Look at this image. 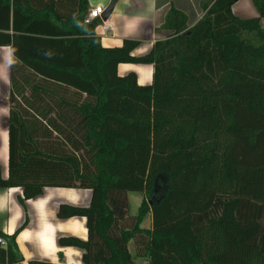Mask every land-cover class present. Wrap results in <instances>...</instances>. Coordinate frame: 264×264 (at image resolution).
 Wrapping results in <instances>:
<instances>
[{
	"label": "trees",
	"instance_id": "1",
	"mask_svg": "<svg viewBox=\"0 0 264 264\" xmlns=\"http://www.w3.org/2000/svg\"><path fill=\"white\" fill-rule=\"evenodd\" d=\"M235 1L201 0L190 25L170 5L167 35L132 55L137 39L101 45L86 0H0L11 54L0 187L89 188L87 206L57 211L85 218L86 239L58 238L83 264H264V0L250 17ZM119 62L150 63V82L117 74ZM0 235V264H19Z\"/></svg>",
	"mask_w": 264,
	"mask_h": 264
},
{
	"label": "crops",
	"instance_id": "2",
	"mask_svg": "<svg viewBox=\"0 0 264 264\" xmlns=\"http://www.w3.org/2000/svg\"><path fill=\"white\" fill-rule=\"evenodd\" d=\"M112 1L106 20L109 32L94 28L102 46H118L123 38L137 39L132 55L147 52L156 39L164 38L168 31L161 28L164 14L170 5L187 15L190 25L200 14L201 0H86L87 8L105 6ZM246 2V4H245ZM86 8V9H87ZM231 12L239 17L257 14L251 0H236ZM11 54L7 46H0V174L7 173V92L8 68ZM147 65V66H144ZM117 74L133 71L138 84L151 80L150 63L119 62ZM4 80V81H3ZM3 81V82H2ZM91 191L84 187L45 186L35 196L22 198L20 186L0 187V232L13 235L19 264H83L82 249L73 245H61L58 238L75 236L86 239L84 216L57 215L60 204L87 206ZM22 198V201H20Z\"/></svg>",
	"mask_w": 264,
	"mask_h": 264
},
{
	"label": "built area",
	"instance_id": "3",
	"mask_svg": "<svg viewBox=\"0 0 264 264\" xmlns=\"http://www.w3.org/2000/svg\"><path fill=\"white\" fill-rule=\"evenodd\" d=\"M104 9V6L100 5H94L91 7H88L85 11V14L82 18V21L84 23H88L92 21L93 19H97V22L94 25V28H98L101 32H109L111 30V25L107 22V20H102L100 17V14L102 13ZM0 244L4 245L5 240L4 238L0 235Z\"/></svg>",
	"mask_w": 264,
	"mask_h": 264
},
{
	"label": "rangeland",
	"instance_id": "4",
	"mask_svg": "<svg viewBox=\"0 0 264 264\" xmlns=\"http://www.w3.org/2000/svg\"><path fill=\"white\" fill-rule=\"evenodd\" d=\"M241 3L243 4L244 0H241ZM245 4H246V2H245ZM261 26L264 27V18L261 19ZM144 66H147V65H144ZM0 104H1V102H0ZM127 196H128V212L129 213H134L135 210H136V206L138 205L140 195L137 194V193H129ZM141 225L142 226H148L149 225V217L148 216H146L144 218V220L142 221ZM135 262H137V264H145V262L143 261L142 258H136Z\"/></svg>",
	"mask_w": 264,
	"mask_h": 264
},
{
	"label": "water",
	"instance_id": "5",
	"mask_svg": "<svg viewBox=\"0 0 264 264\" xmlns=\"http://www.w3.org/2000/svg\"><path fill=\"white\" fill-rule=\"evenodd\" d=\"M111 8H112V1H110L107 5L104 6V9L100 14L102 20H105L107 18L109 12L111 11Z\"/></svg>",
	"mask_w": 264,
	"mask_h": 264
}]
</instances>
